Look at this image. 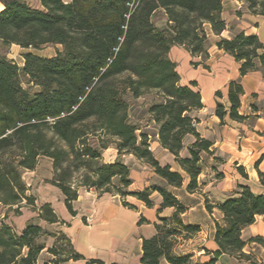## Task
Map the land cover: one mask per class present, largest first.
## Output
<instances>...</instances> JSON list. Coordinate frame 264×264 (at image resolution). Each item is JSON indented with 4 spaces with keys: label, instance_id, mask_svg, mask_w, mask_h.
Wrapping results in <instances>:
<instances>
[{
    "label": "trees",
    "instance_id": "trees-1",
    "mask_svg": "<svg viewBox=\"0 0 264 264\" xmlns=\"http://www.w3.org/2000/svg\"><path fill=\"white\" fill-rule=\"evenodd\" d=\"M248 12L264 17V0H243ZM224 0H0V204L13 207L23 201L36 202L26 194V171H35L39 160L52 163L50 184L64 196L68 212L75 216L73 204L79 190H95L100 196H119L126 207L131 196L153 206L152 195L162 198L159 213L173 209L171 217H158L156 234L144 239L141 264H217L226 254L249 264L259 263L252 253H244L247 243L264 249V238L248 242L242 231L264 216V196L248 186L214 206L217 209L214 242L218 250L207 262H196L192 255L174 252L180 238L200 231L185 225L186 208L171 189L183 187L198 192L203 169V154L212 155V143L197 133L194 114L203 108L197 83L181 85L177 65L169 53L183 47L192 57L208 58L211 44L209 26L216 36L226 30L222 19ZM163 14L166 24L157 27L155 17ZM15 45L37 50L43 46L61 49L51 58L33 53L23 55L19 66L8 58ZM239 64L240 77L264 69V42L257 35L241 32L217 44ZM155 92L156 101L147 110L157 126L160 146L175 158L177 169L162 166L150 150L149 135L130 113L128 97L145 98ZM244 89L240 80L228 84L229 110L217 103L215 115L224 120L243 122L239 114ZM221 96L220 92L216 93ZM192 136L187 156L182 157L184 141ZM115 148L118 155H132L153 169L149 187L129 192L130 169L120 159L105 163L103 154ZM223 176L222 174L218 177ZM264 186V174L258 172ZM38 218L53 225L61 223L51 204H43ZM144 219L140 220V223ZM54 238L47 249L50 264H65L82 259L63 233H50L32 222L17 234L0 226V264H39L46 248L42 238ZM89 264H103L90 261Z\"/></svg>",
    "mask_w": 264,
    "mask_h": 264
},
{
    "label": "crops",
    "instance_id": "crops-1",
    "mask_svg": "<svg viewBox=\"0 0 264 264\" xmlns=\"http://www.w3.org/2000/svg\"><path fill=\"white\" fill-rule=\"evenodd\" d=\"M228 1H232V4ZM226 4L233 8L227 13L235 23L233 33L229 32L230 24L225 17ZM222 19L227 26L221 36L214 35L210 27H206L212 44L207 59L194 58L183 47L178 46L169 53L170 59L177 65L181 85L187 86L191 82L198 85L203 108L195 112L198 117L196 129L201 138L213 145V154L202 156L203 160L205 156L206 163L203 161L202 174L199 177L200 190L192 194L187 192L188 179H185L182 188L171 189L186 208L181 216L184 224L200 228L195 235L180 238L174 252L178 255H192L196 262L201 263L214 258V253L218 250L214 242L215 220L221 218L217 209L214 208L213 213L207 211L206 201L212 206L222 203L238 192V186H248L255 195L264 196V186L258 176V172L264 174V69L240 77L239 64L216 46L221 38L231 39L241 32L257 35L264 42V17L251 15L243 0H224ZM193 62H198V67H206L207 70L204 71L208 75L198 74L191 66ZM224 63L230 67L222 69ZM232 80H240L244 89L239 109V114L246 117L243 122L232 121L228 116L220 120L215 115L217 103L229 110L228 84ZM217 92L221 93V98L216 96ZM157 133L156 130L155 140L151 142L153 155L162 166L171 165L177 169L174 156L160 146ZM194 141L192 136L185 138L182 157L187 156L186 147ZM110 150L104 152L103 158H106ZM114 151L115 154L106 163L119 159L117 151ZM43 159L49 161L52 175L51 161ZM120 160L130 169L132 185L127 189L129 192H140L149 187L155 177L152 168L132 155H122ZM220 174L223 176L218 177ZM60 198L57 205L50 200H43L42 203L52 205L61 223L49 225L40 220L38 214L31 217L30 222L50 233H63L70 239L74 250L82 259L65 264H89L93 260L103 264H141L143 240L156 234L155 224L158 223L159 216L171 217L174 212L173 209H165L159 213L162 198L157 193L151 197V208L131 196L126 198L131 207H126L119 196H100L95 190L80 189L78 200L73 204L75 216L66 209L61 193ZM21 218L22 216L17 217L13 222L10 219L3 220L0 226L4 223L20 234L29 223ZM141 219L144 222L140 223ZM257 236L264 238V216L257 218L254 224L242 231V239L246 242ZM53 244L54 239L49 238L39 264H50L52 258L47 249ZM244 253H252L259 263H264V249L260 245L248 242ZM217 260V264H249L226 254L218 255ZM161 264L168 263L162 260Z\"/></svg>",
    "mask_w": 264,
    "mask_h": 264
},
{
    "label": "rangeland",
    "instance_id": "rangeland-1",
    "mask_svg": "<svg viewBox=\"0 0 264 264\" xmlns=\"http://www.w3.org/2000/svg\"><path fill=\"white\" fill-rule=\"evenodd\" d=\"M229 2L232 4V1H228V3ZM228 6H229L228 4L225 5V17L230 24L229 32L233 33L235 30V23L231 19V16L227 14V13H230L233 8H231L232 6L230 7ZM155 23L157 27H163L166 24V20L163 14H158L155 17ZM260 40L262 41V39ZM211 48H212V44H211ZM211 48L209 50H211ZM59 49H61V47L49 45V46H43L37 50H34V49L27 50V49H23L18 46L12 45L8 48L7 53H8L9 59L15 61L19 66H22L23 55L26 53H33L35 55H38L44 58H51L56 54V51ZM191 66H193V69L198 74H202L203 76L208 75V73L204 71V70H207L206 67L204 66L198 67L199 66L198 62H193ZM229 67H230L229 64L224 63L221 68L228 69ZM197 88H198V85H197ZM218 98H221V96ZM126 99L130 105V113L133 116V120L136 122V124L140 128L139 133L148 134L149 143L153 142L155 140L157 126H154V124L151 122V119L149 115L147 114V110H148L149 105L152 102L157 100L155 92H151L145 98H141L138 100H132L130 97ZM194 116L196 119H198L196 114H194ZM109 149H111L110 152L108 153L106 158H103L104 162L109 161L115 154V151H114L116 150L115 148L111 147ZM119 159H120V156H119ZM39 161L40 162L35 171H31V172L26 171L23 174V180L26 183L27 188L29 189L26 195L28 197H32L36 201L34 203V206L29 205L26 200L23 201L19 206H13V207H7V206L0 204V222L3 220H7V219H10V222L11 221L13 222L15 218L22 216L21 218L22 221H27L30 223L31 217H33L35 214H38V211L43 205L42 203L43 200H50V201H53L56 205L58 204L57 200L61 199L60 198L61 192L49 183L53 177L52 176L53 174L51 175V171H50L51 166L49 164V161L43 158H41ZM204 163H206L205 156H204ZM28 184H30L31 186H28ZM49 238H52V237L42 238V241L44 240L46 243L49 240Z\"/></svg>",
    "mask_w": 264,
    "mask_h": 264
},
{
    "label": "built area",
    "instance_id": "built-area-1",
    "mask_svg": "<svg viewBox=\"0 0 264 264\" xmlns=\"http://www.w3.org/2000/svg\"><path fill=\"white\" fill-rule=\"evenodd\" d=\"M150 150H152V145H151V143H150Z\"/></svg>",
    "mask_w": 264,
    "mask_h": 264
}]
</instances>
